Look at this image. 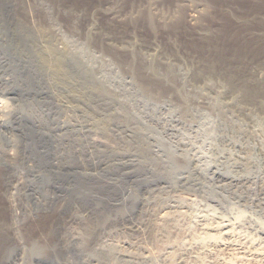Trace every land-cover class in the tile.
Wrapping results in <instances>:
<instances>
[{
	"label": "rangeland",
	"instance_id": "374dc122",
	"mask_svg": "<svg viewBox=\"0 0 264 264\" xmlns=\"http://www.w3.org/2000/svg\"><path fill=\"white\" fill-rule=\"evenodd\" d=\"M0 102V263L264 264V0H0Z\"/></svg>",
	"mask_w": 264,
	"mask_h": 264
},
{
	"label": "bare ground",
	"instance_id": "6f19581e",
	"mask_svg": "<svg viewBox=\"0 0 264 264\" xmlns=\"http://www.w3.org/2000/svg\"><path fill=\"white\" fill-rule=\"evenodd\" d=\"M115 14H111L109 12L108 16L109 17H115ZM117 16V15H116ZM193 14L190 13L189 15V20L192 21L194 20ZM196 18V17H195ZM3 102H0V106L2 108L3 106ZM9 105V104H8ZM5 108V107H4ZM2 115V114H1ZM175 207V204L169 203L165 206V209L167 211H165V213H169V211L173 210V208ZM164 213V212H163ZM17 216V215H16ZM166 217V216H165ZM177 217V216H176ZM175 219V218H174ZM166 220V218H165ZM178 222V221H177ZM180 222V221H179ZM217 222V221H216ZM234 223V222H233ZM232 223V224H233ZM179 224V223H178ZM231 226V225H230ZM195 227V226H194ZM160 228V227H159ZM179 228V227H178ZM164 229V228H163ZM166 229V228H165ZM164 229V230H165ZM201 231L199 234L195 231V233L192 232L191 234V243L190 247H186L185 246V242L184 243H179L181 240H179L180 238H177V236H172V233L170 232L171 230H165L164 234L162 233L161 236L166 237V240H168V245H169V249L171 252H176L178 251L179 253L181 252H187V251H191L194 250L198 251V252H203L204 250H206L209 247H215L217 249H233L236 250L235 248H237V245L235 246V244L232 242V229L231 227L227 226V225H214L212 223H207V224H203V226L201 227ZM234 230V229H233ZM232 234V235H231ZM76 237V236H75ZM78 238V237H77ZM59 243L61 244V242L65 243V246H67L69 240L68 238L66 239L65 237L63 238V240L61 238H58ZM163 239V238H162ZM248 240V239H247ZM254 240V239H253ZM85 241V239H84ZM259 241V240H258ZM82 242V244H81ZM80 243H77L78 246L81 247V245H83V240ZM182 242V241H181ZM257 243V242H256ZM63 244V243H62ZM64 245V244H63ZM239 245V244H238ZM262 245V244H261ZM14 247V246H13ZM59 247V246H58ZM57 247V248H58ZM93 247V246H92ZM245 247V245H244ZM240 249V248H239ZM66 251V250H65ZM83 250H81V252H78L77 257L79 256L80 258H82V260L80 261V263L78 264H93L94 261L92 260V255L90 254V252L86 251L82 252ZM112 251V250H111ZM216 251V250H215ZM169 252V251H168ZM177 252V253H178ZM222 252V251H221ZM57 253V252H56ZM55 253V249L52 250L50 253L49 251H47L45 254V256H50L53 255L55 256L56 261L59 262V258L60 256H58ZM67 253V252H66ZM70 253V252H68ZM67 253V254H68ZM118 253V252H117ZM169 254V253H168ZM220 254V253H219ZM243 254H245L246 256H249L250 258H254V257H262L264 258V246H260V245H256L250 243L249 245H247L244 248ZM10 255V254H9ZM61 255V254H60ZM191 255V254H190ZM236 255V254H235ZM244 255V256H245ZM6 256V255H4ZM40 256V255H39ZM58 256V257H57ZM65 256V255H64ZM69 256V257H68ZM167 256V255H166ZM200 256V255H199ZM3 257V255H2ZM77 257L73 256L71 253L70 255H67V257H65L66 261H63L62 264H77L74 261V258L77 259ZM231 257V256H230ZM1 258V257H0ZM7 258V257H6ZM5 258V259H6ZM37 258V257H36ZM51 258V257H50ZM62 258V257H61ZM235 258V257H234ZM4 259V260H5ZM64 259V258H63ZM169 259V258H168ZM258 259V258H257ZM18 257L16 255H10L9 260L1 262L0 264H17L18 262ZM24 260V259H23ZM198 260V259H197ZM3 261V260H1ZM28 261V260H27ZM228 261V260H227ZM230 261V260H229ZM236 261V260H235ZM79 262V261H78ZM97 262V260H96ZM95 262V264H96ZM235 263V262H234ZM263 263V262H262ZM222 264H231L229 262H226L225 260H222ZM257 264V263H256Z\"/></svg>",
	"mask_w": 264,
	"mask_h": 264
}]
</instances>
